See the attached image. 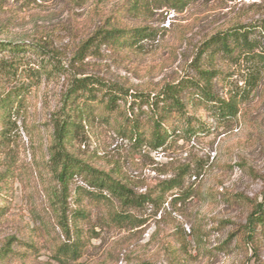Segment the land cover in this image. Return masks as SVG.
<instances>
[{
  "label": "rangeland",
  "instance_id": "rangeland-1",
  "mask_svg": "<svg viewBox=\"0 0 264 264\" xmlns=\"http://www.w3.org/2000/svg\"><path fill=\"white\" fill-rule=\"evenodd\" d=\"M146 1V10L134 12L128 9L133 0H0V41L45 45L65 69L32 90L18 131L0 152V264H264V236L255 244L241 238L250 204L260 202L264 191V77L249 92L248 73L239 67L213 82L217 96L234 93L240 100L232 121H218L195 102L188 113L202 130L156 151L134 148L106 123L84 129L72 153L136 195L157 193L161 182L177 178L181 169L185 174L182 186L156 205L129 211L134 226H105L92 210L82 256L72 261L56 253L75 236L71 228L67 240L57 224L50 202L58 187L47 165L70 76H95L130 93L153 92L196 77L192 64L205 37L264 19V0L199 1L182 12ZM109 26L145 28L153 36L131 50L88 45L79 61L78 47ZM78 185L77 178L71 190Z\"/></svg>",
  "mask_w": 264,
  "mask_h": 264
},
{
  "label": "trees",
  "instance_id": "trees-1",
  "mask_svg": "<svg viewBox=\"0 0 264 264\" xmlns=\"http://www.w3.org/2000/svg\"><path fill=\"white\" fill-rule=\"evenodd\" d=\"M199 1L211 0H154V3L159 8L182 12ZM146 3V0H133L128 9L144 11ZM152 36V31L145 28L109 26L98 29L75 54L80 61L89 49L87 46L96 44L113 51L131 50ZM192 67L195 78L184 77L175 83H164L153 92L130 93L128 89L95 76L81 73L70 76L53 121L47 165L58 187L51 194L50 202L57 224L67 240L71 228L75 236L71 245L63 244L56 253L72 261L82 256L88 241L83 227L92 210H98L99 220L105 226H134L136 219L129 211L146 204L156 205L169 192L182 186L185 174L181 169L177 178L161 182L157 193L136 195L116 177L72 153L73 144L84 138V129L106 123L134 148L156 151L183 138L181 136L191 137L202 130L200 121L188 113V106L195 102L218 121L236 119L240 100L234 93L224 98L217 96L213 82L224 80L228 74L226 69L239 67L248 73L247 90L256 89L264 77V19L234 23L205 37L198 45ZM63 72L65 69L58 56L45 45L0 41V152L9 146L18 131V121L32 90L42 79ZM77 178L82 185L72 191L71 186ZM258 235L264 236V191L260 202L250 204L246 224L241 230V238L246 243L255 244Z\"/></svg>",
  "mask_w": 264,
  "mask_h": 264
}]
</instances>
